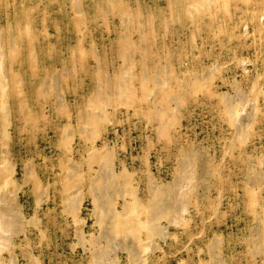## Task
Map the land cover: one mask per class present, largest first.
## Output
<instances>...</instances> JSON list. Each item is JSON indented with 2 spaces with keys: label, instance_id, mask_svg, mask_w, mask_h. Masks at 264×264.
<instances>
[{
  "label": "rangeland",
  "instance_id": "obj_1",
  "mask_svg": "<svg viewBox=\"0 0 264 264\" xmlns=\"http://www.w3.org/2000/svg\"><path fill=\"white\" fill-rule=\"evenodd\" d=\"M0 264H264V0H0Z\"/></svg>",
  "mask_w": 264,
  "mask_h": 264
}]
</instances>
